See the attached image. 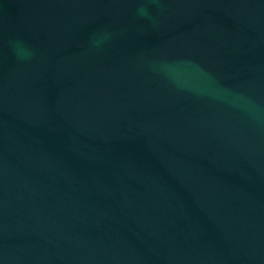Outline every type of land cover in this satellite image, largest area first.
<instances>
[{"label": "water", "instance_id": "95a60500", "mask_svg": "<svg viewBox=\"0 0 264 264\" xmlns=\"http://www.w3.org/2000/svg\"><path fill=\"white\" fill-rule=\"evenodd\" d=\"M0 264H264V0H0Z\"/></svg>", "mask_w": 264, "mask_h": 264}]
</instances>
